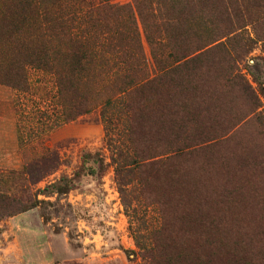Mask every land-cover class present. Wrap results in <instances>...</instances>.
Wrapping results in <instances>:
<instances>
[{"label":"rangeland","instance_id":"rangeland-1","mask_svg":"<svg viewBox=\"0 0 264 264\" xmlns=\"http://www.w3.org/2000/svg\"><path fill=\"white\" fill-rule=\"evenodd\" d=\"M101 1L84 8L139 46L145 88L111 114L122 77L98 69L68 119L51 71L0 83V264H264V0ZM22 59L5 43L0 79ZM122 137L137 167L117 176Z\"/></svg>","mask_w":264,"mask_h":264},{"label":"trees","instance_id":"trees-1","mask_svg":"<svg viewBox=\"0 0 264 264\" xmlns=\"http://www.w3.org/2000/svg\"><path fill=\"white\" fill-rule=\"evenodd\" d=\"M105 1L109 0L101 2ZM86 5V0H80L72 5V8L75 7L72 10L68 4L40 6L37 0H4L1 2L0 49H3L5 43H10L13 52H23V61L14 62L10 72L6 74L5 79H0V83L26 91L23 85L26 82L27 68L49 70L55 77L58 97L65 115L68 119H72L75 115L85 113L76 103L74 104L73 99L66 97V92L73 89L72 82L75 79L88 81L94 78V73L98 69H103L106 71L104 76L107 82L116 80L117 76L122 77L121 84L114 85L116 88L103 102V110L112 112L111 114L125 113L127 115L125 111L128 110V106L125 98L134 93L136 86L141 89L145 88V85H136L132 75L129 74L130 68L139 60L141 61L139 46L135 42L131 45L124 44L122 37L119 39L113 33L106 32L105 34L102 27L106 20L100 18L101 24H98L91 11L85 10ZM22 33H24L25 41L18 37ZM39 40L45 44L53 40L57 43L56 53L59 61L55 65L58 68L53 69L54 66L50 68L51 60L47 56V51L43 52V46L38 44ZM196 60L192 58L184 64H193ZM126 80L127 84L124 83ZM121 139L123 137L118 138L116 142L118 146L114 149L117 176L122 171L123 164L128 163L129 167H137V157L129 151L130 148H126ZM137 239L138 237H135V243L140 246ZM142 260L144 264H154L150 256L143 255Z\"/></svg>","mask_w":264,"mask_h":264}]
</instances>
